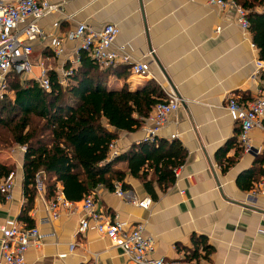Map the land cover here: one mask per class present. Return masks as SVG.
<instances>
[{
  "label": "crops",
  "instance_id": "0c3cea01",
  "mask_svg": "<svg viewBox=\"0 0 264 264\" xmlns=\"http://www.w3.org/2000/svg\"><path fill=\"white\" fill-rule=\"evenodd\" d=\"M48 1L61 8L40 20L48 36H62L78 22L95 30L113 23L119 28L115 46L125 47L132 60L149 64L151 75L128 70L126 78L112 76L110 88L126 83L135 89L153 80L163 94L170 87L182 99L156 136L177 139L187 151L173 184L162 191L154 183V199L140 179L128 175L124 198L103 187L95 191L98 209L117 214L129 226L143 223L144 235L155 242L153 257L165 264H264V129L249 132L252 150L245 149L237 133L240 123L226 109L232 96L244 104L253 100L264 83V72L256 68L260 52L250 31L237 23L235 9L207 0ZM257 11L263 12L264 4ZM48 42H32L34 68L43 60L48 70L61 74L77 57V43L64 39L63 54L57 57ZM142 138L141 129L120 132L114 145L119 153ZM226 145L221 163L216 155ZM228 161L224 170L222 164ZM16 175L13 199L0 200V228L7 219L26 224L20 219L25 203L21 164ZM38 188L28 215L41 240L28 248V264H133L95 230L78 231L81 201L63 204L62 193L47 199ZM145 198L150 199L148 207L138 204ZM56 200L58 216L53 218L49 203ZM196 236L205 237L209 254L201 245L198 256L192 253ZM2 237L0 231V242Z\"/></svg>",
  "mask_w": 264,
  "mask_h": 264
},
{
  "label": "trees",
  "instance_id": "16d2710c",
  "mask_svg": "<svg viewBox=\"0 0 264 264\" xmlns=\"http://www.w3.org/2000/svg\"><path fill=\"white\" fill-rule=\"evenodd\" d=\"M234 1L247 11L248 30L260 59H264V11H257L264 0ZM128 70L125 64L103 67L82 51L63 81L56 70H48L49 89L42 88L35 78L19 80L15 73H7L6 90L0 97V128L7 129L13 141L24 148L21 184L25 203L20 219L26 227H32L28 213L39 185L47 199L62 193L67 202H78L100 187L113 191L120 183L129 188L128 175L140 179L154 199V183L163 191L175 181L187 155L177 139L141 140L112 154L110 145L119 133L140 130L164 97L153 80L135 89L126 83L119 88L108 86L112 76L126 78ZM240 131L241 127L237 133ZM226 148L216 155L221 163ZM222 166L225 170L229 161ZM11 172L13 167L0 161V178ZM194 242L195 256L198 245L203 246L205 255L211 252L205 237L196 236Z\"/></svg>",
  "mask_w": 264,
  "mask_h": 264
},
{
  "label": "built area",
  "instance_id": "2783aa9c",
  "mask_svg": "<svg viewBox=\"0 0 264 264\" xmlns=\"http://www.w3.org/2000/svg\"><path fill=\"white\" fill-rule=\"evenodd\" d=\"M207 1L222 9L233 7L237 13V23L244 30H248L247 11L234 0ZM55 11H61V8L48 0H11L8 2L0 0V97L6 90L7 73L13 72L20 77L33 75L32 42L38 39H48V44L57 57L63 54L64 39L77 43V57L60 74L61 81L78 63L82 51L89 53L103 67L125 64L129 66L130 72L134 75H151L149 64L146 61L132 60L125 47L115 46V38L119 33L116 24L107 23L102 29L95 30L85 22H78L74 28L69 29L62 36H48L41 27L40 20ZM58 25V22L53 23L54 27ZM255 65L258 70L264 72V59H257ZM37 66L38 74L34 78L42 88L49 89L48 67L43 60L39 61ZM181 101V97L173 88L165 89L163 99L144 119L141 127L142 140H153L168 122L169 115L179 109ZM226 109L232 119L240 123V142L245 149L252 150L249 143V132L256 127L264 129V83L253 100L244 104L232 96L226 103ZM110 147L112 154L118 153L114 142ZM16 178V172L0 178V200L7 202L13 199ZM262 185H264V172L261 179ZM114 191L119 197H125L120 183L116 185ZM57 201L49 203L53 218L58 216ZM69 203L66 200L63 202V204ZM138 204L148 207L150 199L145 198ZM81 210L83 217L79 222V232L95 230L108 239L111 245L119 247L122 254L133 264H165L162 258L153 257L155 242L153 237L144 235L143 223L138 222L129 226L117 214L112 215L99 210L93 194L81 200ZM0 231L3 234L0 242V264H28L26 260L28 248L31 245L40 244L41 234L38 228H28L15 219H7Z\"/></svg>",
  "mask_w": 264,
  "mask_h": 264
},
{
  "label": "rangeland",
  "instance_id": "374dc122",
  "mask_svg": "<svg viewBox=\"0 0 264 264\" xmlns=\"http://www.w3.org/2000/svg\"><path fill=\"white\" fill-rule=\"evenodd\" d=\"M38 69V68H37ZM36 68L33 67V73L38 74ZM34 75L20 77L19 80L34 78ZM24 148L17 145L9 131L3 127L0 128V161L7 163L9 166L13 167L14 172H16L21 164L22 155Z\"/></svg>",
  "mask_w": 264,
  "mask_h": 264
}]
</instances>
